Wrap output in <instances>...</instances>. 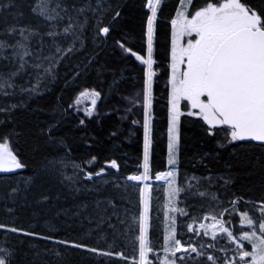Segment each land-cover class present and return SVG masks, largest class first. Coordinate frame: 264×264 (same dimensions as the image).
I'll return each mask as SVG.
<instances>
[{
	"label": "trees",
	"instance_id": "1",
	"mask_svg": "<svg viewBox=\"0 0 264 264\" xmlns=\"http://www.w3.org/2000/svg\"><path fill=\"white\" fill-rule=\"evenodd\" d=\"M238 1L264 28V0ZM179 2L161 0L153 10L149 180L167 169L170 22ZM146 3L0 0V249L6 264H136L139 184L128 177L141 174L142 136L134 117L121 112L120 118L118 111L144 86V68L125 50L145 52ZM176 121L174 239L190 250L172 257L176 264H210L209 255L218 262L221 256L194 240L188 225L221 215L236 235L250 236L244 244L251 246L254 235L238 223L255 220L253 205L264 207V145L236 141L219 119L212 128L186 112ZM149 198L143 264H159L163 185L153 183Z\"/></svg>",
	"mask_w": 264,
	"mask_h": 264
},
{
	"label": "rangeland",
	"instance_id": "2",
	"mask_svg": "<svg viewBox=\"0 0 264 264\" xmlns=\"http://www.w3.org/2000/svg\"><path fill=\"white\" fill-rule=\"evenodd\" d=\"M224 1L227 2L230 0H209L199 5H193V0H180L174 17L170 22L172 39L170 44V61L168 69L169 83L167 86L170 126L168 129L165 149L167 169L166 171L157 174L154 179L149 180L145 173L147 167L146 152L150 140L148 130L150 118L148 117L147 109L149 105V97H146V86L148 89L151 87L150 82L148 81L150 78V67L152 65L150 52L148 64L143 66L144 86L142 89L135 91L133 95L124 98L122 101L123 104L119 108L118 112L120 113V118L123 116L121 112H127L134 117V120H136L138 124H140L142 136L141 174L139 176L128 177L130 181L136 184H138V180L141 179L139 184L138 203L140 209V234L141 228L143 229V233L141 234L142 237H139V253L136 264H143L144 254L146 252V249L144 248V234L147 225L146 217L150 206L149 190L153 183H158L159 185L162 184L164 188L165 246L164 250L161 252L162 256L159 259V264H176L175 259L172 257L173 254L182 249H186V251L190 250V247H184L182 243L176 242L174 239L175 215L179 210L176 206L177 197L179 195L177 187L179 139L177 137L178 124L176 118L178 115L181 116L186 112L195 119L199 118L207 125L206 127L210 126L212 128L219 124L218 118L208 106L206 98H200L201 94H197L199 90L192 88L199 86L197 81L198 76H196V74H199L200 68L204 65L205 61H207V58H209V54L215 50L218 42L225 36V32L211 30L208 34L203 35L199 39V34H196L193 27L195 26L194 17L196 12L202 11L205 15L209 10L216 8ZM157 2H159L160 5L161 0H147L146 3L148 17L145 50L148 46L150 49L152 33L150 23H152L154 17L153 10ZM256 23L260 28L262 27L258 21ZM125 52L128 53L127 50H125ZM197 69H199V71H197ZM191 89L194 90V92L190 96L188 92H190ZM5 146L8 152L12 154L15 144L10 137L7 138ZM90 177V175H86L87 179ZM143 184L145 188V200L144 205L141 207L142 200H140V196ZM252 213L253 217L256 216L255 220L248 219L246 220V224L243 225L241 222L238 223L240 229L247 228V230L254 235L251 239L253 241L251 242V246L249 243L247 245L249 247H246L244 242L250 239V236L245 232L236 235L234 232L235 228L231 227V225L227 223L228 221L221 220V215H208L203 218L200 224L190 222L188 228L192 231L191 234L194 237L193 239L197 242L199 239L203 240V243L210 248L211 254L221 256V260L217 262L216 260H213V256L209 255L207 260L210 264H264V207L261 205H253ZM219 239L220 241L224 240V243L222 242L221 244ZM6 262V252L5 250L0 249V264H6Z\"/></svg>",
	"mask_w": 264,
	"mask_h": 264
},
{
	"label": "water",
	"instance_id": "3",
	"mask_svg": "<svg viewBox=\"0 0 264 264\" xmlns=\"http://www.w3.org/2000/svg\"><path fill=\"white\" fill-rule=\"evenodd\" d=\"M243 15L229 8L217 17L228 23ZM127 52L140 66L148 64V48L144 55ZM204 91L208 106L236 141L264 145V28H241L217 45L207 63Z\"/></svg>",
	"mask_w": 264,
	"mask_h": 264
},
{
	"label": "flooded vegetation",
	"instance_id": "4",
	"mask_svg": "<svg viewBox=\"0 0 264 264\" xmlns=\"http://www.w3.org/2000/svg\"><path fill=\"white\" fill-rule=\"evenodd\" d=\"M229 8L239 9L241 12L244 13V15L239 19H233L228 23H223L221 20H219L217 15L222 13L224 10L226 11V9ZM194 19H195V26L193 27V29L195 30L196 34L197 33L199 34V35L197 34L199 39L203 35L208 34L211 30L214 31L220 30L222 32L224 31L225 36L222 38L224 39L229 34L241 28L250 27L252 29H255L259 27V25L256 23L258 19L250 11L244 8L238 0H230L227 2L224 1L222 2V4L220 3V5H218L216 8H212V10H209V12L205 15L202 13V11L196 12ZM220 41L218 42V44L220 43ZM213 52L209 54L208 56L209 58H207V61H205L204 65L200 68L199 74H196V76H198L197 81L199 86L194 85L195 87L192 88L200 91L197 92V94H201L200 98L202 97L206 98L204 91V77H205L207 63ZM197 71H199V69H197ZM192 89L190 90V92H188L190 96L194 92V90ZM147 95L148 93L146 94V97H148Z\"/></svg>",
	"mask_w": 264,
	"mask_h": 264
},
{
	"label": "bare ground",
	"instance_id": "5",
	"mask_svg": "<svg viewBox=\"0 0 264 264\" xmlns=\"http://www.w3.org/2000/svg\"><path fill=\"white\" fill-rule=\"evenodd\" d=\"M149 22H150V21H149ZM150 25H151V23H150ZM261 28H263V27H261ZM143 162H144V161H143ZM143 164H145V163H143ZM144 195H145V188H144V184H143V187H142V189H141V200H142V201H141V207L144 205V200H145V198H144L145 196H144ZM142 216H143V213H142ZM142 225H143V224H142ZM142 230H143V229L141 228V234L143 233ZM141 237H142V236H141ZM139 242H140V240H139Z\"/></svg>",
	"mask_w": 264,
	"mask_h": 264
}]
</instances>
